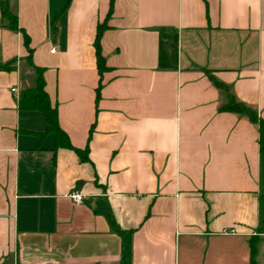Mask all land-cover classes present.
Returning a JSON list of instances; mask_svg holds the SVG:
<instances>
[{
  "label": "crops",
  "instance_id": "1",
  "mask_svg": "<svg viewBox=\"0 0 264 264\" xmlns=\"http://www.w3.org/2000/svg\"><path fill=\"white\" fill-rule=\"evenodd\" d=\"M8 6L59 127L89 162L55 150L41 113L19 109L33 74H21L27 50L0 9V63L15 61L0 72V264H123L127 247L128 264H249L251 240L264 264L257 127L219 112L223 97L205 73L264 121V0ZM104 22L108 71L95 105Z\"/></svg>",
  "mask_w": 264,
  "mask_h": 264
},
{
  "label": "trees",
  "instance_id": "2",
  "mask_svg": "<svg viewBox=\"0 0 264 264\" xmlns=\"http://www.w3.org/2000/svg\"><path fill=\"white\" fill-rule=\"evenodd\" d=\"M0 9L2 15V23L3 27L12 32H20L23 38V44L27 50V57L25 59V63L21 65V74L26 75L28 69L32 70L33 77L30 79V84L24 85L20 91L18 107L22 111H36L41 113L44 117L47 128L40 135L51 134L54 137L55 142V150L56 149H66L73 151L79 158V160L83 163L89 162L88 159V149L84 150L75 149L71 143L65 132L59 127L58 117H57V109L56 106H53L50 103L49 97L46 94L44 87V69L34 67L31 63V55L32 49L30 48V39L25 34V32L18 27L17 16L14 12L9 9L8 0H0ZM110 13V11H109ZM109 15V14H108ZM107 15V17H108ZM54 25V23H53ZM107 30L106 22L101 25H97L96 28V36L94 40V50L96 57V66L97 73L99 76V81L97 88L95 90V105L98 103L100 99V92L102 89V75L108 68L105 65V60L101 54V46L100 40L102 34ZM15 70V61H9L7 63H0V72H11ZM209 80L212 84L219 90L223 97V102L219 106V112L231 113L238 115L240 117L246 118L251 124L257 127L258 131V146L259 152L264 154V121L258 116L257 112L246 106L245 104L236 100V98L231 93L229 87L224 85L223 83L217 81L214 77L211 76L209 71H205ZM94 125H92L89 138L92 132ZM256 247L255 242L253 240L250 241V263L256 264L254 261ZM124 262L123 264H128L129 259V249L128 247L125 250L124 254Z\"/></svg>",
  "mask_w": 264,
  "mask_h": 264
},
{
  "label": "built area",
  "instance_id": "3",
  "mask_svg": "<svg viewBox=\"0 0 264 264\" xmlns=\"http://www.w3.org/2000/svg\"><path fill=\"white\" fill-rule=\"evenodd\" d=\"M11 92L15 93V89H11ZM65 198H67L71 203L74 205H80L84 199L83 195L77 193V192H70L64 195Z\"/></svg>",
  "mask_w": 264,
  "mask_h": 264
}]
</instances>
